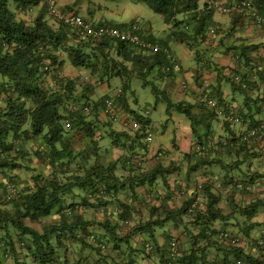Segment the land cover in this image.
I'll return each mask as SVG.
<instances>
[{"label":"trees","instance_id":"1","mask_svg":"<svg viewBox=\"0 0 264 264\" xmlns=\"http://www.w3.org/2000/svg\"><path fill=\"white\" fill-rule=\"evenodd\" d=\"M41 1L0 0V264H264L257 243L264 232L253 234L264 219V173L254 164L264 154L256 149L264 139V94H252L264 82V67L256 71L264 61L251 56L260 46L231 48L235 69L217 73L244 96L240 110L227 106L219 81L204 86L197 72L202 113L177 105L194 139L193 151L178 159L159 151L148 162L150 116L131 108L133 80L157 94L154 80L181 72L166 53L174 56L173 43L210 67L204 53L218 33L215 13L232 15V26L244 16L257 23L264 0H131L162 17L166 40L135 22L83 17L93 28L129 30L144 47L50 24ZM114 82L115 95L102 91ZM110 100L117 120L106 112ZM215 121L229 131L221 140ZM248 130L256 134L246 140ZM75 135L86 141L78 150ZM114 152L122 154L109 159ZM223 232L238 241H221Z\"/></svg>","mask_w":264,"mask_h":264},{"label":"crops","instance_id":"2","mask_svg":"<svg viewBox=\"0 0 264 264\" xmlns=\"http://www.w3.org/2000/svg\"><path fill=\"white\" fill-rule=\"evenodd\" d=\"M56 1L58 3L60 0ZM224 2L225 0H220L221 4H223ZM77 4L78 3L74 1L69 2L63 5L62 8L69 9L73 6H77ZM80 16L86 17L84 15ZM87 16L88 18H86L90 22H94L93 19H89V17L92 18L91 16H94V13L88 10ZM236 18L235 20H237ZM232 19V15H223L215 13V15L213 16V24L215 25V27L218 28V33L217 36H215L211 41V46H209V52H207L206 54L203 52L204 58L211 61L210 64L212 66H217V68L219 69H215V66L205 67L203 63L196 60L194 52L187 48L185 52L181 50L180 57H176L180 64L181 72H176L171 76L166 77L168 80L166 79L161 81L163 82V85H161L160 88H157V90L158 93L164 96L166 104L163 102L164 105L160 108L162 109V112L164 111V113L167 114L169 117H158V121H153L150 119L155 134L153 144L150 148V153L146 157L148 162H152L151 157L159 151L166 152L168 154L170 153V155L175 159H178L179 154H186L193 151L194 139L190 128V122L185 116L183 117L184 114L181 113V109L178 111L181 115H177L174 113L176 111V108L170 110L174 105L172 101H175V104H182L183 108H188L189 110H191V112H195L196 114L200 115L202 111L199 109L198 103H200V98H202L201 95L204 90L198 84L199 82H203L204 86H211L216 81H219L217 79V73H223L224 75H228L230 71H233L235 69L236 63L233 60L234 56L233 51L230 50L231 48L239 47L241 45L260 46L258 49L254 50L251 56L262 57L264 61V28H262L256 22H252L246 16L238 19L236 25L232 26L230 24L232 22ZM232 28L233 30L231 31ZM176 45L179 44L173 43L171 45L170 50L173 52V54L174 49L177 48ZM177 49L179 50V48ZM188 61L192 62L187 63ZM257 67L258 68H256V71H259L261 67H264V62L259 63ZM256 71H253V73ZM197 72L199 73L198 79H200L198 83L196 82ZM155 81L157 80H154V82ZM183 84L186 85L185 88H183ZM114 86V89L112 88L110 91L107 90L104 85L101 86V89L103 92L109 93V95L113 96L117 93L118 89L120 88V83L114 82ZM220 89L222 96L225 99V102L227 103V106L230 105L238 110L244 108V96L234 93V91H232L231 89L230 84L227 83L225 79H221ZM255 92H257L256 94L258 95L264 94V82L263 84L258 86L257 89L253 90L252 94L255 95ZM166 95H168L171 99H167ZM159 101L160 98H157V102ZM258 117H260L261 120L264 119V111L263 115ZM214 128L216 133L215 140L224 138L229 133L227 129L225 131L222 128L221 122L216 123L215 121ZM257 144L258 147L256 149L259 150L260 148H264V139L260 140ZM120 154L122 153L114 152L112 156L109 157V159H117ZM254 164L258 168L262 167L261 170L258 169V172L264 173V154L263 158L260 161H255ZM261 197L264 198V192ZM258 222H262L263 225L261 229L253 233L255 235H259L264 232L263 217L258 218ZM74 256L75 255L71 254L72 258Z\"/></svg>","mask_w":264,"mask_h":264},{"label":"rangeland","instance_id":"3","mask_svg":"<svg viewBox=\"0 0 264 264\" xmlns=\"http://www.w3.org/2000/svg\"><path fill=\"white\" fill-rule=\"evenodd\" d=\"M77 2V6H73L72 9L78 12L80 15L87 16V11H91L94 13V16L89 17V19H93V23H99L103 21V23H108L114 26H126L133 22L138 23L137 25L141 26L142 29H148L151 27L153 36L157 40H166L167 36V28L163 23V19L160 15L155 14L147 5L145 4H136L131 0H115V1H108V0H60L58 2V7L62 8L63 5L69 2ZM35 10L33 13L29 14L30 19H33L37 16V11ZM22 17H27V14H20ZM221 18V17H220ZM50 24H52V17L50 15L46 18ZM217 36V35H216ZM177 48L174 49V56L180 57L181 50L186 51L187 47L182 45H176ZM192 61H188L187 63H191ZM73 68L70 67L68 70H72ZM70 74V73H69ZM89 82L91 79L89 78ZM142 80L135 79L132 82V91L134 92V96L137 99L136 103H131V108L136 110L141 114H145L148 112L150 119L153 121H158V117L161 118H168L169 116L162 112V107L164 103L166 104V100L164 96L160 93L155 94L152 92L151 86H143ZM155 88H160L163 85V82L157 80L153 82ZM157 98H160V101L157 102ZM167 99H171L168 95H166ZM164 102V103H163ZM174 104L173 108H176L174 112L177 115H181L179 109L177 108L178 104H175V101H172ZM193 111V110H192ZM172 112V111H171ZM170 112V113H171ZM184 117V115H183ZM86 143L85 140L82 139L79 135H75V148L78 150ZM35 167H37L35 165ZM40 171L48 172V168L41 166V164L37 167ZM44 173V174H46ZM30 179V175L27 176Z\"/></svg>","mask_w":264,"mask_h":264},{"label":"built area","instance_id":"4","mask_svg":"<svg viewBox=\"0 0 264 264\" xmlns=\"http://www.w3.org/2000/svg\"><path fill=\"white\" fill-rule=\"evenodd\" d=\"M43 3L47 5L49 14L54 18L56 22L62 23L67 25L68 27L72 28L75 30L78 36L80 37H91L93 39H100V38H116L119 40H130L131 42H134L136 44H140L141 46H145V44L140 41L139 38L137 37H130V31L128 30H118L117 28L114 27H99V28H93L90 26L88 23H85L83 18L80 16L71 13V12H62L58 9L56 0H43ZM246 4V3H245ZM247 8H250L249 4H246ZM223 11H227L226 9ZM258 23H263L264 20L263 18H257L256 20ZM133 27V26H132ZM136 26H134L135 28ZM151 50L153 52H156L157 49L154 47H151ZM166 53L168 54V59L170 63L172 64V67H174L175 70L179 69V63L175 56L169 54L167 51ZM107 110L106 112L110 116V118H115V120L118 119V114L113 110V100H110L106 104ZM86 111H88V108H85ZM124 120H127L125 118ZM230 122H235L236 119L234 118H228ZM236 124V123H235ZM134 128H137V125L135 123L132 124ZM264 126V125H263ZM262 126V127H263ZM259 131V130H258ZM257 131V132H258ZM256 134V130H248L244 134V139H248L250 136H254ZM221 241L225 240H230L232 243H236L238 239L233 235L229 234L228 232H223L219 236ZM259 245L264 244V237H262L261 240L257 242Z\"/></svg>","mask_w":264,"mask_h":264},{"label":"clouds","instance_id":"5","mask_svg":"<svg viewBox=\"0 0 264 264\" xmlns=\"http://www.w3.org/2000/svg\"><path fill=\"white\" fill-rule=\"evenodd\" d=\"M41 2H42V4H44L43 1H41ZM56 4H57V7H58V3H57V1H56ZM58 9H59L60 11H62L61 8L58 7ZM62 12H64V11H62ZM66 12H71V11H66ZM71 13H74V12H71ZM74 14H75V13H74ZM48 15H50V14H49V11H48ZM76 15L80 16L79 14H76ZM50 16H51V15H50ZM51 17H52V16H51ZM80 17L83 18L82 16H80ZM52 21H53V22H56V21L54 20L53 17H52ZM56 23H59V22H56ZM59 24H62V23H59ZM257 24L259 25L258 22H257ZM69 28H70V27H69ZM214 37H215V36H214ZM175 58H176V57H175ZM176 59H177V58H176ZM177 61H178V59H177ZM178 63H179V62H178ZM179 68H180V64H179ZM185 87H186V85L183 84V88H185ZM102 115L104 116V114H102ZM118 117H119V115H118ZM125 118H126V117H125ZM152 138L154 139V137H152Z\"/></svg>","mask_w":264,"mask_h":264}]
</instances>
